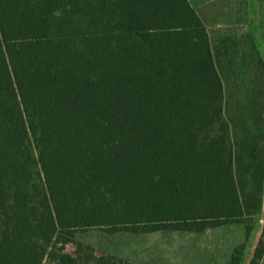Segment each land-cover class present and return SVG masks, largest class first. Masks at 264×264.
I'll return each mask as SVG.
<instances>
[{
	"label": "trees",
	"instance_id": "16d2710c",
	"mask_svg": "<svg viewBox=\"0 0 264 264\" xmlns=\"http://www.w3.org/2000/svg\"><path fill=\"white\" fill-rule=\"evenodd\" d=\"M223 97L190 0H0V264H136L75 238L90 228L249 237L264 141L238 182Z\"/></svg>",
	"mask_w": 264,
	"mask_h": 264
},
{
	"label": "rangeland",
	"instance_id": "374dc122",
	"mask_svg": "<svg viewBox=\"0 0 264 264\" xmlns=\"http://www.w3.org/2000/svg\"><path fill=\"white\" fill-rule=\"evenodd\" d=\"M192 2L203 13L223 80V122L229 127L228 146L240 182L247 172L248 151L258 150L264 141V0ZM253 223L249 237L245 225L235 223L202 232L90 228L76 231L75 238L136 264H229L234 248L245 243L241 264H247L264 226V189L262 210Z\"/></svg>",
	"mask_w": 264,
	"mask_h": 264
},
{
	"label": "crops",
	"instance_id": "0c3cea01",
	"mask_svg": "<svg viewBox=\"0 0 264 264\" xmlns=\"http://www.w3.org/2000/svg\"><path fill=\"white\" fill-rule=\"evenodd\" d=\"M190 3H191L192 6L196 9V11H197L198 14L200 15L201 19L203 20V13H202L201 11H199V8H197V7L193 4L192 0H190Z\"/></svg>",
	"mask_w": 264,
	"mask_h": 264
}]
</instances>
